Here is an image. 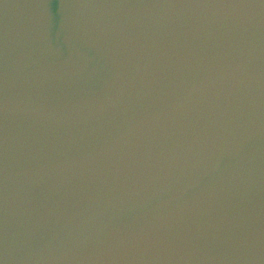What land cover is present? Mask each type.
Listing matches in <instances>:
<instances>
[{"label": "water", "instance_id": "1", "mask_svg": "<svg viewBox=\"0 0 264 264\" xmlns=\"http://www.w3.org/2000/svg\"><path fill=\"white\" fill-rule=\"evenodd\" d=\"M0 264H264V0H0Z\"/></svg>", "mask_w": 264, "mask_h": 264}]
</instances>
